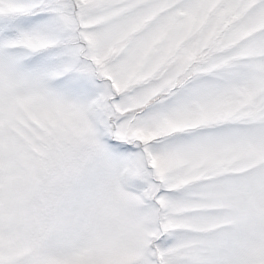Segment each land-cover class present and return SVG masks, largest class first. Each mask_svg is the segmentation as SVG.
I'll return each mask as SVG.
<instances>
[{"label": "snow or ice", "instance_id": "snow-or-ice-1", "mask_svg": "<svg viewBox=\"0 0 264 264\" xmlns=\"http://www.w3.org/2000/svg\"><path fill=\"white\" fill-rule=\"evenodd\" d=\"M0 264H264V0H0Z\"/></svg>", "mask_w": 264, "mask_h": 264}]
</instances>
